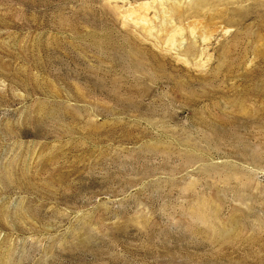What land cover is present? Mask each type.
Masks as SVG:
<instances>
[{
	"label": "rangeland",
	"instance_id": "obj_1",
	"mask_svg": "<svg viewBox=\"0 0 264 264\" xmlns=\"http://www.w3.org/2000/svg\"><path fill=\"white\" fill-rule=\"evenodd\" d=\"M0 264H264V0H0Z\"/></svg>",
	"mask_w": 264,
	"mask_h": 264
},
{
	"label": "bare ground",
	"instance_id": "obj_2",
	"mask_svg": "<svg viewBox=\"0 0 264 264\" xmlns=\"http://www.w3.org/2000/svg\"><path fill=\"white\" fill-rule=\"evenodd\" d=\"M261 124V123H260ZM207 169V168H206ZM191 185V184H189ZM200 200V199H199ZM201 203V202H200ZM199 203V204H200ZM207 205L204 204V206L202 205L201 207H192L193 210L190 211V214L196 219L199 220V222H203L207 225H209L211 218L208 215L207 209L205 208ZM212 215V214H211ZM213 216V215H212ZM200 222V223H201ZM208 227V226H207ZM216 234V233H215ZM211 235V234H210ZM214 235V234H213ZM212 237V236H211Z\"/></svg>",
	"mask_w": 264,
	"mask_h": 264
}]
</instances>
